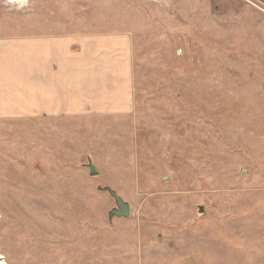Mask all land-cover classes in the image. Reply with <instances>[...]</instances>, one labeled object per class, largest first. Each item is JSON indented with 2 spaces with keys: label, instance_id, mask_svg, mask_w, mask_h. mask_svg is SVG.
Listing matches in <instances>:
<instances>
[{
  "label": "rangeland",
  "instance_id": "1",
  "mask_svg": "<svg viewBox=\"0 0 264 264\" xmlns=\"http://www.w3.org/2000/svg\"><path fill=\"white\" fill-rule=\"evenodd\" d=\"M1 33H126L133 87L128 114L0 120L8 264H264V11L0 0Z\"/></svg>",
  "mask_w": 264,
  "mask_h": 264
},
{
  "label": "crops",
  "instance_id": "2",
  "mask_svg": "<svg viewBox=\"0 0 264 264\" xmlns=\"http://www.w3.org/2000/svg\"><path fill=\"white\" fill-rule=\"evenodd\" d=\"M130 44L126 33H1L0 120L84 111L128 114L133 88Z\"/></svg>",
  "mask_w": 264,
  "mask_h": 264
},
{
  "label": "water",
  "instance_id": "3",
  "mask_svg": "<svg viewBox=\"0 0 264 264\" xmlns=\"http://www.w3.org/2000/svg\"><path fill=\"white\" fill-rule=\"evenodd\" d=\"M87 166L89 167V172L91 175H95L96 171L94 169L93 164L89 161ZM107 191L109 192V194L112 196V199H114L115 202V207L112 208L108 213L109 217H112L113 214L115 216H123V217H128L130 215V205L125 202L118 194H116V192L113 190V188H106ZM203 211V207L199 206L198 208V212H202Z\"/></svg>",
  "mask_w": 264,
  "mask_h": 264
},
{
  "label": "built area",
  "instance_id": "4",
  "mask_svg": "<svg viewBox=\"0 0 264 264\" xmlns=\"http://www.w3.org/2000/svg\"><path fill=\"white\" fill-rule=\"evenodd\" d=\"M242 1H245L246 3H248V4L254 6V7H256L258 9L262 10V11H264V8L261 7L259 4H257L258 0H242Z\"/></svg>",
  "mask_w": 264,
  "mask_h": 264
},
{
  "label": "bare ground",
  "instance_id": "5",
  "mask_svg": "<svg viewBox=\"0 0 264 264\" xmlns=\"http://www.w3.org/2000/svg\"><path fill=\"white\" fill-rule=\"evenodd\" d=\"M7 1H9V2H18L19 1L20 2L21 0H7ZM0 264H8L6 262L4 256L1 254V252H0Z\"/></svg>",
  "mask_w": 264,
  "mask_h": 264
}]
</instances>
